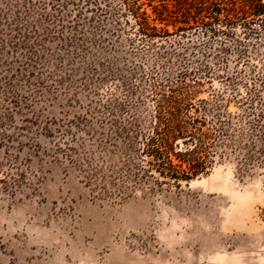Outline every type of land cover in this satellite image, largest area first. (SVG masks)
Segmentation results:
<instances>
[{"label":"rangeland","instance_id":"obj_1","mask_svg":"<svg viewBox=\"0 0 264 264\" xmlns=\"http://www.w3.org/2000/svg\"><path fill=\"white\" fill-rule=\"evenodd\" d=\"M163 1L170 11L179 9L174 0ZM90 17L84 16L87 22ZM167 19L170 33L182 26ZM85 38L83 63L58 49L59 40L45 44L43 69L21 71L19 50L0 58L1 87L22 100L0 133L10 138L0 136V179L13 157L25 183L8 191L0 185V264H264V167L241 175L232 163L220 162L178 187L155 173L158 186L123 192L122 185L129 172L124 133L136 124L150 129L159 101L156 79L169 74L172 80L183 57L189 67L204 61L232 74L240 86L264 80L263 47L238 61L237 53L223 56L194 37L188 51L168 45L146 51L130 45L125 34L117 38L89 25ZM220 87L212 77L192 90L191 103ZM24 121H34L39 132L47 123L51 131L67 125L75 127L70 133L81 130L77 155L95 182L82 183L79 170L53 155L41 133L18 131ZM44 150L53 160L43 157Z\"/></svg>","mask_w":264,"mask_h":264},{"label":"trees","instance_id":"obj_2","mask_svg":"<svg viewBox=\"0 0 264 264\" xmlns=\"http://www.w3.org/2000/svg\"><path fill=\"white\" fill-rule=\"evenodd\" d=\"M174 1L179 5L177 12L170 11L163 0H158L156 6L153 5L156 0H0V58L12 57L19 50L21 71L36 69V65L43 69L46 66L42 60L45 56L49 58L45 44L59 40L58 49H67L72 61L83 63L88 25L117 38L125 34L130 45L146 51L164 45L188 51L193 49L191 37L204 41L203 47L215 45L223 56L237 53L238 61L245 60L250 49L256 51L260 46L264 49V0H192L193 4L188 0ZM147 8L152 9L155 17H151ZM86 13L91 16L89 22L84 18ZM176 14L181 21H177ZM167 18H173V26L178 22L182 26L174 27L170 33ZM237 29L241 30V36L236 34ZM219 57L222 63L224 57ZM178 64L179 72L172 80L167 78L169 74L156 79L159 103L150 129L144 131L136 124L137 129L124 133L127 147L124 165L129 172L122 180L123 192L144 185L158 186L159 177L178 187L180 182L190 181L220 162L232 163L241 175L264 167L262 77L240 86L232 74L207 62L189 67L191 62L181 57ZM149 76L153 82L157 73L152 71ZM212 77L220 80L221 87L209 90L208 98L191 103L192 90ZM177 83L176 89L164 91ZM16 95L0 84V99L5 103L0 108V133L10 127L6 118L21 108L22 100ZM231 105L233 110H229ZM37 126L34 121H24L17 130L32 135L41 133L52 145L53 155L58 152L66 164L77 168L82 183L93 184L94 175L87 173L88 165L82 166L76 151L75 137L83 139L81 130L70 133L75 127L67 125L51 131L47 123L39 132ZM2 138L10 142L9 137ZM29 142L34 144L32 139ZM52 154L42 151L47 159H52ZM14 161L11 157L4 178L0 179L2 191L25 184L21 181L24 175L15 169ZM154 173L159 177H154Z\"/></svg>","mask_w":264,"mask_h":264}]
</instances>
